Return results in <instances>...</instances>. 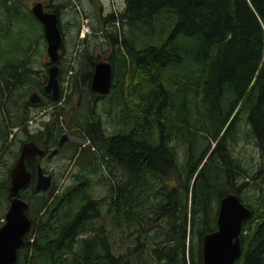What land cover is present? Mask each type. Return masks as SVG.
Segmentation results:
<instances>
[{
    "label": "trees",
    "instance_id": "1",
    "mask_svg": "<svg viewBox=\"0 0 264 264\" xmlns=\"http://www.w3.org/2000/svg\"><path fill=\"white\" fill-rule=\"evenodd\" d=\"M5 2L0 0V14L32 17ZM84 16L91 26L95 20L105 28L98 37L109 48L110 89L101 97L89 90L95 52H105L98 41L91 44L86 36L68 64L57 60L70 72V94L78 95L71 116L87 142L80 152L88 160L58 190L51 183L36 191L32 177L19 191L30 226L14 264H131L130 254L145 252L153 264H202L201 237L215 229L217 202L227 192L250 210L232 264H264V0H123L120 10L103 13L98 7L94 19L90 12ZM74 26L76 34L79 22ZM18 66L0 72L1 211L8 204L10 162L20 144L33 139L14 91L27 83ZM60 99L59 90L50 100L52 118L39 133L48 149L57 148L63 134ZM96 100L106 105L102 115L111 131L93 116L90 102ZM241 121L259 156L251 172L231 151ZM11 129L24 138L8 137ZM178 144L184 147L182 162ZM25 167L34 174L33 160L26 159ZM101 169L106 176L93 183L104 187V195L94 198L91 176ZM171 174L176 185L169 188ZM104 204L118 236L136 228L134 246L121 255H114L110 230L97 223ZM148 221L155 222L150 230L144 229Z\"/></svg>",
    "mask_w": 264,
    "mask_h": 264
},
{
    "label": "rangeland",
    "instance_id": "2",
    "mask_svg": "<svg viewBox=\"0 0 264 264\" xmlns=\"http://www.w3.org/2000/svg\"><path fill=\"white\" fill-rule=\"evenodd\" d=\"M7 1V0H6ZM34 0H9L12 6H19L24 11V16L28 11H30L31 2ZM56 4L55 6L58 11V21L60 24V31L63 32V47L64 50L60 51L59 58L62 57L64 63L68 64L71 58L75 54L76 47H82L78 41H82L87 36V42L94 43V41L99 42V46L105 47V52L99 51L95 52V56L99 57L101 60H106L109 48L106 47V39L99 38L103 33L104 27L101 24L96 23L94 20V25L91 26L89 17L84 16L86 12L92 13V19L94 15H98V7L103 13H108L110 11L120 10L123 6V0H51ZM7 3V2H6ZM59 3V4H58ZM7 5V4H6ZM83 9V10H82ZM83 11L85 13L83 14ZM5 13V14H4ZM0 14V68L5 65L17 66L24 68L25 76L27 77V83L22 85L18 89V93L24 94L25 91H29L30 87H36L39 82V76L44 73L45 64L48 62L45 53V41L41 32V25L32 16L27 15L23 20H11V15H8V11ZM7 14V15H6ZM79 22V30L75 34L74 23ZM96 30V31H95ZM82 32V36L80 33ZM84 43V40L82 41ZM15 49L14 55L5 58V53L12 55ZM18 55V57H17ZM23 55L20 59L19 56ZM58 58V59H59ZM69 60V61H68ZM72 63V61H71ZM61 66V65H60ZM58 66L57 81L59 90L61 91V99L57 102L61 108V116L63 121L61 123L62 133L66 134L67 138L61 144V153L53 156L50 159L41 160V167L44 171L50 175L51 183L58 189L62 188L67 182H69V175L75 171L83 170L84 166L88 160V153L80 152L81 148L87 145L86 140L82 137L81 131L74 126L72 113L75 109L76 102L78 101L77 94H70V87L67 86V77H69L70 72L64 71L63 67ZM77 70V69H76ZM65 72V73H64ZM73 72V71H72ZM76 72V71H75ZM1 77V74H0ZM59 93V92H58ZM70 94V95H69ZM69 95V96H68ZM96 95V94H94ZM20 96V95H19ZM98 96V95H96ZM67 97H69L67 99ZM101 97V96H100ZM67 99V100H66ZM94 109V117L100 118L101 126L106 131H111L108 120L103 117L102 113L106 110V105L103 104L102 100H96L90 102ZM89 104V105H90ZM52 107L49 104L44 108V110H38L37 113L41 112L36 117L35 125H42L43 123H48L51 118ZM36 113V114H37ZM114 112L112 111L111 114ZM34 115V114H33ZM32 115V116H33ZM61 118V117H59ZM27 123V122H26ZM241 121L238 127V137L236 141L231 146L232 154L235 158L239 160L240 165L246 171H254L257 168L259 161V156L256 148H254L250 138H246L244 132L246 131V125ZM67 125L71 126L68 127ZM15 129L10 130V135ZM14 137V136H12ZM24 138L20 133L16 134V139ZM176 157L178 162L183 161L184 147L178 144L175 146ZM200 149V148H199ZM74 153V154H73ZM73 154V156H72ZM71 156V157H70ZM97 154L94 153V158L96 159ZM13 162V161H12ZM12 162H10L12 164ZM5 164L7 161L5 160ZM8 164V163H7ZM4 164L0 167V173L3 169ZM101 171H103L101 169ZM100 175L106 176L104 171L102 174L98 173L91 176L92 183ZM175 176L171 174L165 181L166 185L171 188L176 185ZM250 183V180H248ZM51 185V184H50ZM92 196L94 198H100L104 195V187L96 184H92ZM247 195L249 193L246 192ZM8 206V204H7ZM7 206H5L7 208ZM6 208H4L1 213L4 214ZM217 208V207H216ZM100 214L102 218L97 222L98 224H103L105 229L110 230V236L108 240L113 241L114 255H121L125 252L126 248H132L136 242V228L129 227L125 234L121 237L118 236L112 228L113 220L110 214L106 213V204L100 207ZM1 222V219H0ZM2 223V222H1ZM155 222L148 221L144 225V229L150 230L154 227ZM147 227V228H146ZM130 233V234H129ZM134 233V234H133ZM129 234V235H128ZM141 239V238H140ZM131 264L141 263L145 259V264H153L149 259L148 254L145 252L142 256H137L134 254L129 255Z\"/></svg>",
    "mask_w": 264,
    "mask_h": 264
},
{
    "label": "water",
    "instance_id": "3",
    "mask_svg": "<svg viewBox=\"0 0 264 264\" xmlns=\"http://www.w3.org/2000/svg\"><path fill=\"white\" fill-rule=\"evenodd\" d=\"M30 13L41 25L45 41V53L48 59L44 91L50 94L52 100L58 98V66L59 47L62 36L58 27V17L55 12L43 11L41 4L36 2L30 6ZM112 79V68L108 61L95 56V62L89 81V90L98 96L108 93ZM38 96L31 93L30 102H36ZM62 134L60 142L66 140ZM53 150L49 156L54 154ZM43 154L42 148L32 141L23 142L18 149V155L9 168V185L7 187L8 206L0 224V264H14L16 251L23 245V237L28 231L30 220L26 215V202L18 194L30 180V172L26 169L24 159ZM51 184L49 174L43 173L39 164L36 165L34 190L44 192ZM250 215V210L238 198L235 192H227L218 199L215 229L206 232L201 237L202 264H232L240 256L241 245L239 234L242 222Z\"/></svg>",
    "mask_w": 264,
    "mask_h": 264
},
{
    "label": "flooded vegetation",
    "instance_id": "4",
    "mask_svg": "<svg viewBox=\"0 0 264 264\" xmlns=\"http://www.w3.org/2000/svg\"><path fill=\"white\" fill-rule=\"evenodd\" d=\"M6 2L5 3L7 5L8 4L10 5L9 0H7ZM36 2H39L41 4V8H42L43 11H47V12L56 11L55 10L56 9L55 6H57V5L54 4V2H52L51 0H34V1L31 2V5L36 3ZM56 14H57V17H58V12ZM41 32H42V30H41ZM48 65L49 64L47 62L45 64L44 73L41 74V76H39V82H38L36 87H33V86L30 87L29 91H25L24 94L22 95L21 93L20 94L18 93V90H17L16 86H14V88H15L14 91L16 92L17 95H20V97L22 98V102H21V105H20V110L24 114L23 116L25 118H27V121H26L27 123L25 125L26 126V130H27V134L29 136H33L32 137L33 139L25 140L23 142L32 141L35 144H37L40 148H42V150H43V154L40 155V156H31V157H27V158L24 159V164H25V160L26 159H31L34 162V174H32L26 168L30 172V179L33 177L34 181H35V178H36V165L39 164V166L41 167V160L50 159L53 156L57 155L58 152H59V149H60L59 147L61 146V143H62V142H60V138H61V136H60L58 138V146H57V148L54 147V148L48 149V148H46V146L43 147V145L47 144V140H45L43 135H42V137H40L39 133L40 132H44L45 123H43L42 125H35L36 124L35 123V120H36L35 116H38L41 113V112H39V114H38L37 111L38 110L39 111L40 110L43 111L44 108L49 104V102L51 100L50 94L45 92L44 88H43V86L45 84V78H46V68H47ZM0 72H1V68H0ZM0 82H1V77H0ZM31 93H36L37 94L38 99H37L36 102H30L29 101V96H30ZM53 150H55L56 152L54 154H52L51 156H49V153H51ZM41 169H42L43 173L47 174L42 167H41ZM18 196H19V194H18ZM7 201H8V198H7Z\"/></svg>",
    "mask_w": 264,
    "mask_h": 264
},
{
    "label": "built area",
    "instance_id": "5",
    "mask_svg": "<svg viewBox=\"0 0 264 264\" xmlns=\"http://www.w3.org/2000/svg\"><path fill=\"white\" fill-rule=\"evenodd\" d=\"M80 36H82V32L80 33Z\"/></svg>",
    "mask_w": 264,
    "mask_h": 264
}]
</instances>
